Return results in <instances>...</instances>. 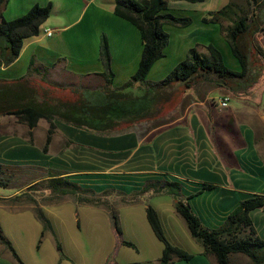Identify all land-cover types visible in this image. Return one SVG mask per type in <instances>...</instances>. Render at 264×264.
Returning <instances> with one entry per match:
<instances>
[{"label": "crops", "instance_id": "obj_1", "mask_svg": "<svg viewBox=\"0 0 264 264\" xmlns=\"http://www.w3.org/2000/svg\"><path fill=\"white\" fill-rule=\"evenodd\" d=\"M231 1L248 13L252 29L264 22V0L256 5L247 0H170L164 12L189 17L191 24L164 25L170 41L165 56L154 63L147 79L162 81L172 69L168 60L177 65L191 48L198 46L206 53L210 44L222 52L224 61L232 56L236 60L233 66L241 71L221 24L203 20L207 13ZM12 3L19 12L11 20L36 4H51L52 12L38 35L24 39L18 58L0 66V80L24 76L34 60L37 67L46 69L49 83L78 89L91 102L102 104L107 77L100 51L106 36L112 54V88H123L134 96L150 91L140 83L125 87L138 69L143 39L134 24L115 14V0H8L5 8L10 14ZM49 29L53 30L51 36L46 34ZM243 42L246 44V37ZM261 61L258 65L264 67ZM257 73L264 75V69ZM35 78L40 79L38 75ZM217 89L225 93L222 98H229L227 107L207 96L213 88L202 97H193L191 88L172 111L171 121L168 113L112 135L55 120L47 151L43 150L49 128L46 119L29 128L13 115L0 116V164L20 173L25 170L32 177L25 181L22 174L15 173V180L0 184V227L23 264H160L164 245L149 223L148 205L157 211L169 241L193 255L189 261L176 260L174 264H217L191 236L172 195L140 193L149 182L179 183L183 198H189L193 212L210 229L220 227L242 200L264 195L263 98L249 102V95L240 87L239 93L224 86ZM251 89L253 93L264 91V81H257ZM231 96L240 101L238 107L231 105ZM56 178L91 190L102 201L79 202L73 194H60ZM206 184L216 187L203 190ZM37 208L53 227L45 232L40 246L44 225ZM113 210L120 219L122 238L112 225ZM250 216L257 235L264 240V210L254 209ZM0 264H18L1 241Z\"/></svg>", "mask_w": 264, "mask_h": 264}, {"label": "trees", "instance_id": "obj_2", "mask_svg": "<svg viewBox=\"0 0 264 264\" xmlns=\"http://www.w3.org/2000/svg\"><path fill=\"white\" fill-rule=\"evenodd\" d=\"M169 1L115 0V14L134 24L142 35L143 50L139 66L125 87L140 83L150 89L143 96H134L125 92L123 88H112L114 80L112 54L108 39L103 36L100 57L107 77L104 103L91 102L78 89L49 83L45 80L46 69L37 67L32 60L24 76L9 81L0 80V116L13 115L29 128L37 126L41 119H46L49 128L43 150L47 151L56 129L55 120L92 133L112 135L137 123L165 116L174 110L167 107L176 96L181 99L185 92L193 88L197 80L207 78L209 75H214L218 85L227 87L234 93H239L237 87L242 89L241 92H248L257 83L259 77L250 74L251 50L247 49L243 39L251 32L254 35L259 29L251 28L248 13L233 1L219 10L207 13L203 20L221 24L233 53L242 66L241 71L232 70L225 63L222 52L215 45L210 44L206 46V53L200 51L198 46L191 48L187 58L179 62L162 81L151 82L147 79L154 63L165 56V48L170 41V35L164 25L186 27L191 24L189 17H178L164 12ZM247 1L250 5L258 3V0ZM7 2L8 0H0V66L8 65L18 58L24 39L38 35L41 25L52 12L51 4L46 6L36 4L24 15L6 20L2 16V10ZM35 75H38L40 79L35 78ZM177 84H181L182 87L172 90ZM4 168L6 167L0 164V173ZM55 180L60 194H73L79 202L97 204L102 201L91 190L82 189L63 178ZM0 184L5 185L4 182ZM215 187L214 184H206L203 190H212ZM149 191L165 192L174 197L176 210L185 220L191 236L202 245L206 256L212 255L216 258L217 264H234L230 255L237 253L249 257L253 264H264V240L257 235L250 216V212L254 209L264 210V195H253L242 200L220 227L210 229L193 212L188 202L189 198H183L179 183L149 182L140 193ZM37 214L44 225V231L38 243L40 246L45 232L53 231V227L40 208H37ZM147 218L155 235L164 245L160 264H174L176 260H191L193 257L191 253L169 241L159 215L151 205L147 206ZM111 221L115 233L122 238L120 219L114 210L111 212ZM0 241L10 249L17 263L23 264L1 227ZM122 243L133 246L131 242L125 240H122ZM57 247L61 256L65 257L60 243H57Z\"/></svg>", "mask_w": 264, "mask_h": 264}, {"label": "rangeland", "instance_id": "obj_3", "mask_svg": "<svg viewBox=\"0 0 264 264\" xmlns=\"http://www.w3.org/2000/svg\"><path fill=\"white\" fill-rule=\"evenodd\" d=\"M10 9L12 10V13L10 14V12H8L9 10H6V8H3L2 10V16L6 19V20H11L12 17H16L17 16V9H16V5L15 4H11ZM12 16V17H11ZM14 19V18H13ZM259 32H258V37L259 39L256 37V34L252 35L254 37H250L249 35L246 36V47L248 50H251V56H250V61H251V70H250V74L252 75H258L259 78H257L258 81H264V75H262L261 73H257L255 74V72H262L264 67H260L258 64L259 61H261L262 64H264V22H262L261 24H259L258 26ZM252 47V48H251ZM249 54V53H248ZM235 59L232 56H227L225 59L226 64L232 69V70H237V68H235L233 65L235 64ZM176 63H174L171 60H168V67L170 68H174L176 65ZM174 66V67H173ZM171 69V70H172ZM170 73V71H169ZM168 73V74H169ZM203 83V84H202ZM178 87H182L181 84H177ZM176 87V89L178 88ZM217 87H220V85H218L215 81V76L214 75H209L207 76V78H201L199 80H197L194 83V94L193 97L197 96V97H202L204 93H206L208 91V88H213V91L211 93H208L209 98L213 97L216 100H219L220 98H222L223 94H225L223 91H220L219 89H217ZM223 87V86H221ZM227 88V87H226ZM236 89V87H235ZM131 91V89H128ZM252 90V89H250ZM250 90L248 92H245V95H249L248 101L252 102V101H258L260 98H263L264 101V91H262L261 89H259L256 92H250ZM134 91H136V89H134ZM193 90L189 92V94H192ZM181 99H179L177 96L173 99V101L170 103V105L167 107V109H173L176 108V104L180 102ZM239 100L236 97H232L231 96V105L234 107H238L239 106ZM264 103V102H263ZM264 106V105H263ZM173 111V110H172ZM172 111L169 112V116H168V120L171 121L173 119V115L175 113H172ZM42 122H45V120H42ZM15 173H20L19 171L16 170H12L9 168L3 169L0 173V182H9L11 180H15ZM3 174V175H1ZM24 176V180H31V174H29V172L22 170L21 173ZM29 174V175H28ZM39 176H41V174H39ZM231 260L233 261L234 264H253V262L250 260L249 257H247L244 254L241 253H237V254H231L230 255Z\"/></svg>", "mask_w": 264, "mask_h": 264}, {"label": "built area", "instance_id": "obj_4", "mask_svg": "<svg viewBox=\"0 0 264 264\" xmlns=\"http://www.w3.org/2000/svg\"><path fill=\"white\" fill-rule=\"evenodd\" d=\"M46 34L48 36H51L53 34V30H50V29L47 30ZM228 101H229L228 97H223V98L219 99V103H220L221 107H227L228 106Z\"/></svg>", "mask_w": 264, "mask_h": 264}]
</instances>
